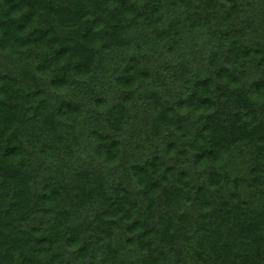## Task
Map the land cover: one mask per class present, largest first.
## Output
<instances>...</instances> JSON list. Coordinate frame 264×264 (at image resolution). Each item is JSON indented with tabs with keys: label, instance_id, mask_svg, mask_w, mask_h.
I'll list each match as a JSON object with an SVG mask.
<instances>
[{
	"label": "trees",
	"instance_id": "trees-1",
	"mask_svg": "<svg viewBox=\"0 0 264 264\" xmlns=\"http://www.w3.org/2000/svg\"><path fill=\"white\" fill-rule=\"evenodd\" d=\"M0 264H264V0H0Z\"/></svg>",
	"mask_w": 264,
	"mask_h": 264
}]
</instances>
